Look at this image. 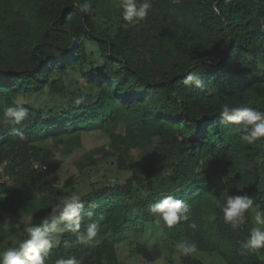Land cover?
Instances as JSON below:
<instances>
[{"label": "trees", "instance_id": "16d2710c", "mask_svg": "<svg viewBox=\"0 0 264 264\" xmlns=\"http://www.w3.org/2000/svg\"><path fill=\"white\" fill-rule=\"evenodd\" d=\"M146 2L147 19L132 27L120 0H0V163L10 160L14 179L0 184V228L17 247L27 239L24 227L51 219L65 193L32 163L49 166L60 146L69 154L82 135L101 130L110 150L91 151L82 169L115 156L130 175L91 183L80 200L82 214L91 213L81 233L98 222L95 240L79 245L63 233L44 264H122L125 239L147 261L188 240L226 264H264V249L240 247L256 227L254 212L234 230L221 211L228 197L247 194L264 213V138L246 144L220 117L225 105L264 114V0ZM84 3L92 5L87 15ZM189 72L201 88L184 86ZM18 100L28 113L15 126L23 138L9 135L14 125L4 115ZM167 196L189 208L188 220L171 229L149 212Z\"/></svg>", "mask_w": 264, "mask_h": 264}, {"label": "clouds", "instance_id": "9594fccd", "mask_svg": "<svg viewBox=\"0 0 264 264\" xmlns=\"http://www.w3.org/2000/svg\"><path fill=\"white\" fill-rule=\"evenodd\" d=\"M231 3V0H226ZM119 7L122 9V19L128 25L134 27L137 23L147 19L151 4L146 2L137 4V0H120ZM85 15L92 11L90 3H84L80 7ZM185 87L195 85L201 88V81L198 74L189 72L184 80ZM23 101H16L15 108H8L4 115L6 120L13 122L9 135L23 138V134L17 127L27 119V111L21 107ZM221 119L230 125H235L238 132L243 133L241 140L246 144H253L255 141L264 138V114L249 107L223 106L220 111ZM39 169V168H38ZM6 180L8 178H5ZM80 196L72 194L62 198L57 206L51 209V223L43 222L42 227H24L23 231L27 236L17 247H9L0 253V264H44L45 259L51 250L56 246L55 237L63 233H72L79 245H89L95 240L100 224L93 222L87 225L86 232L81 233V224L86 215L91 219V213L82 214L83 204ZM254 201L247 194L230 196L221 211L224 222L234 230L245 224V214L250 210L254 212L253 222L256 227L250 230L249 238L240 247L246 251L256 253L264 249V213L253 208ZM217 207H220L217 203ZM150 214L159 216L164 225L171 229L176 225L188 220V206L173 196H167L160 202L150 206ZM215 220V216L212 217ZM195 229V225H191ZM97 245L99 241L96 242ZM175 250L181 255L188 256L196 252L195 243L188 240H181L176 243ZM243 254V253H241ZM56 264H79L74 258L57 259Z\"/></svg>", "mask_w": 264, "mask_h": 264}, {"label": "rangeland", "instance_id": "374dc122", "mask_svg": "<svg viewBox=\"0 0 264 264\" xmlns=\"http://www.w3.org/2000/svg\"><path fill=\"white\" fill-rule=\"evenodd\" d=\"M102 147L110 150V138L101 130H93L82 135L81 146L76 147L69 154H66L63 146H60L56 152V158L49 164V170L43 178L60 186L66 198L72 194H76L81 198L91 189V183L123 182L129 177L130 173L117 167L114 163L116 160L115 156L104 157L100 163L96 165L90 164L88 167L82 169L83 159L91 151ZM95 157L97 159L103 157V152L98 151ZM54 164L57 165L55 168L52 166ZM28 221L30 220H27L26 223ZM47 221L51 223V219ZM59 238L60 235L55 237L56 244ZM134 239L138 242L141 241V237H134ZM129 243L130 240L128 239L121 240L119 243L118 253L122 264H185L182 260L183 255L176 251L175 248L173 252L167 251L156 261H147L141 256L133 254ZM0 245L1 247L13 246L9 233L1 228ZM168 253L172 254L170 260L168 259ZM191 256L200 259L204 264H226L225 260L215 253L196 250Z\"/></svg>", "mask_w": 264, "mask_h": 264}, {"label": "built area", "instance_id": "2783aa9c", "mask_svg": "<svg viewBox=\"0 0 264 264\" xmlns=\"http://www.w3.org/2000/svg\"><path fill=\"white\" fill-rule=\"evenodd\" d=\"M10 163V160H6L0 163V184L11 186L14 184V179L10 173L7 171V166ZM33 169L43 176L48 172L49 166L44 163L33 162ZM39 168V169H38ZM5 178H8L7 180Z\"/></svg>", "mask_w": 264, "mask_h": 264}]
</instances>
